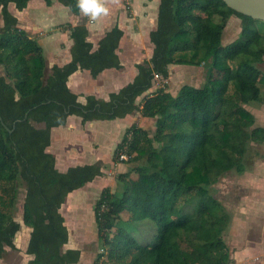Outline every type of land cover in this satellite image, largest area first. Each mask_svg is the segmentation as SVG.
Segmentation results:
<instances>
[{"label":"trees","instance_id":"1","mask_svg":"<svg viewBox=\"0 0 264 264\" xmlns=\"http://www.w3.org/2000/svg\"><path fill=\"white\" fill-rule=\"evenodd\" d=\"M29 1L0 0V253L16 247L21 180L23 222L31 228L27 264L80 260V249L65 248L70 231L61 207L71 192L103 176L107 165L98 161L60 171L47 150L51 130L65 125L70 115L85 123L139 112L155 118V131L133 122L113 152V160L127 164V170L118 174L121 188L105 187L93 205L100 243L93 264H230L224 232L231 214L210 186L230 171L243 173L249 142L264 140V126H255L256 116L245 107L264 102L258 68L264 34L254 27L258 19L223 0H160L157 25L149 33L151 57L138 62L133 80L108 99L87 95L83 102L68 86L70 75L87 69L95 78L105 69H121L124 30L115 25L95 47L86 21L66 25L71 60L48 72L42 45L9 10L14 3L21 11ZM58 1L79 14L76 0ZM233 15L240 18L241 31L223 52V33ZM172 64H204L203 85L184 84L176 95L159 88L145 96L155 74L169 78ZM231 85L234 97L228 94ZM122 153L127 160L119 159ZM123 213L129 214L127 222L155 227L152 239L141 241L119 224Z\"/></svg>","mask_w":264,"mask_h":264},{"label":"rangeland","instance_id":"2","mask_svg":"<svg viewBox=\"0 0 264 264\" xmlns=\"http://www.w3.org/2000/svg\"><path fill=\"white\" fill-rule=\"evenodd\" d=\"M153 2L152 15H154V12H157L156 15H158V1L153 0ZM66 8V10L70 11L68 7ZM110 8H113V13L115 15L121 14L124 17L122 27H124L126 33L124 32L121 39L119 50L123 62L126 63V74L130 77L135 68V62H140L151 57L153 45L145 30L156 27L157 23L155 24L154 21L143 23L139 15L134 14L132 11L133 7L131 5V0H120L119 7L110 5ZM0 22L2 23L1 15ZM254 27L264 34V21L257 20L254 23ZM240 31V18L234 15L231 16L223 33V52H227L229 43L237 39ZM169 68V78H158L152 89H150L151 91L146 92L145 96L155 92L159 88L165 87L172 94L176 95L182 85L190 84L200 87L206 79L207 68L204 64L200 66L172 64ZM258 68L262 73L261 76H264V61L258 65ZM0 72L4 73L2 66H0ZM90 80L93 83L91 78ZM108 80L109 78H106L103 84L108 86ZM98 83L97 85L99 87H103ZM88 85H90V83H88L87 86ZM91 86H93V84ZM261 87L264 92V83H261ZM228 94L231 97L235 96V88L233 85L230 86ZM137 100L140 103L143 102L142 97H139ZM245 107L256 116L255 126H264V102H253L246 104ZM73 117L76 119H72V123L80 122L79 116L73 115ZM133 117L134 120H136L135 122L144 126L153 134L155 131V118H143L139 115V112L134 113ZM90 122L89 126L94 129L96 134L101 136L100 142L104 145L103 153L112 154L113 148L111 145H113V142L111 139L121 134V128H119L118 133L117 126L121 125L123 121L118 120L112 122L94 120ZM79 127L77 128L76 126L73 128L78 134L75 140H77L78 146H86V143H89V141L86 140V136L84 137L82 133L84 125L80 123ZM59 142L58 145L62 143L64 148V145L68 142L72 143L71 140L61 141V139ZM62 145L60 148H62ZM74 146L76 145L74 144ZM98 147L99 145L96 142L89 144V147H87L88 149L81 151L82 154L80 158L85 161H95L96 157L93 155L92 149L98 150ZM57 153H61V151L57 150ZM113 156L114 155L108 157L103 155V157H101V161L104 159L105 161L102 162L107 165L104 169V175L96 178L94 181L75 192H71L61 209L70 231V239L67 244L81 247V249H83L82 251L85 252L84 257L93 256L96 258L97 253L100 251L93 205L105 187H109L112 191H117L121 188L118 174L127 170V164L121 165V162H115ZM126 157L128 158L127 155ZM243 162L245 165V171L243 173H239L236 170L230 171L219 177V179L210 186L211 194L216 199L220 200L226 210L231 214V222L224 232V238L231 251H233L235 242H238V239L241 237H257L264 235V140L249 142ZM131 176L135 178L137 174L133 173ZM19 184L20 188L15 219L21 223V229L14 239L16 247L12 248L6 246L5 251L0 253V264H27L31 257L30 254L26 253L28 236H30V227L26 226L23 222L25 187L21 180ZM128 217V213H123L118 221L119 224L126 226L141 241L152 239L156 231L155 227L140 224L142 222H127L126 220ZM232 254H234V252H232ZM102 262H106L105 258L102 259Z\"/></svg>","mask_w":264,"mask_h":264},{"label":"crops","instance_id":"3","mask_svg":"<svg viewBox=\"0 0 264 264\" xmlns=\"http://www.w3.org/2000/svg\"><path fill=\"white\" fill-rule=\"evenodd\" d=\"M157 1L158 4H160V0ZM153 4H154L153 0H131V5L133 7L132 11L134 12V14L139 15L143 23L148 21H154L155 24L157 23V17H156L158 16L156 15L157 12L156 13L154 12V15H152ZM66 7L67 6L63 5L58 0H52L51 5H48L45 0H30L28 2L27 7L21 11L15 7L14 3L9 4V10L18 18L19 26L24 28L29 33L30 36L36 38L38 42L42 45L44 49V53L47 58L48 72H50L51 68L54 65L62 66L71 60L70 49L73 41L70 37V31L68 29H65L66 25L69 24L77 25L79 23H82L83 21H86V25L90 31L89 39L94 43L95 47L97 46L99 39L115 25L118 24L123 30H125L124 27H122V23L124 19L123 15L121 14L115 15L113 13V8L111 9L109 16L102 17L97 21H91L81 16L80 13L74 14L69 7L68 8L70 11L66 10L67 9ZM155 28L156 27L145 30V32L149 36L150 31ZM133 40L136 41L135 39ZM118 53L120 55L119 49H118ZM120 58L123 64V67L121 69H117V68L105 69L95 78L91 75L89 70L79 69L78 71L70 75L68 79V86L73 92L79 95V100L83 102H85L87 95H95L96 97L99 98L108 99L111 92L119 91L123 86L131 82L138 71L136 67V64L138 62H135L134 63L135 68L132 72V75L130 77L127 76L126 63L123 62L121 55ZM1 74L4 73L0 72V75ZM90 78L93 80V83L90 80ZM106 78H109V80L107 81L108 86L106 84H103ZM88 83H90V85L87 86ZM97 83L101 84V86L103 87H99ZM92 84L93 86H91ZM133 116L134 114H129L123 118H116L119 121H123V122L121 123V125L117 126L118 133H119V128H121V134L116 135L111 139L113 142L112 143L113 145H111V147L113 148V152L116 146L118 145V143L121 141L126 128L136 121L134 120ZM72 119H76V118H74L73 115H70L65 125L53 127L51 130V144L48 146L47 150L53 153L54 155H56V167L60 171H65L70 166H74L78 164L101 161L102 159L101 157H103V155L108 157L113 155V153L112 154L103 153L104 145L100 142L101 136L99 134H96L94 129H92L91 126H89L91 123L90 121L83 123L81 117H80V122L78 123L79 124L82 123L84 125L82 133L84 137L86 136V140L89 141V143H86V146H78L77 145L78 142L77 140H75L78 134L77 132L74 131L73 128H75L76 126L78 128L79 124L77 122L72 123ZM116 119L106 120V121H112V122L118 121ZM60 139L61 141L71 140L72 143L68 142L66 145H64L65 148L61 143L62 148H60L61 145H58L60 143L59 142ZM93 142H96L99 145L98 150L92 149L93 155H95L96 157L95 161L82 160L80 158L82 154L81 151H85L86 149H88L87 147H89V144H92ZM73 143L76 146H74ZM57 150L61 151V153H57ZM102 161L105 160L103 159ZM120 164L124 165V163H120ZM262 236H257V237L250 236V237L239 238L238 242H235L234 244L233 251H231L230 249L231 258H232L230 264H264V235ZM29 237L30 236H28V238ZM65 248L66 249L75 248L81 250L80 260L73 264L94 263L95 257L93 256L84 257L85 252L82 251L83 249H81V247H75L66 244ZM232 252H234V254H232ZM30 256H31L30 258H32V255Z\"/></svg>","mask_w":264,"mask_h":264},{"label":"clouds","instance_id":"4","mask_svg":"<svg viewBox=\"0 0 264 264\" xmlns=\"http://www.w3.org/2000/svg\"><path fill=\"white\" fill-rule=\"evenodd\" d=\"M110 5L119 7L120 0H76L75 7L81 16L97 21L110 15Z\"/></svg>","mask_w":264,"mask_h":264},{"label":"water","instance_id":"5","mask_svg":"<svg viewBox=\"0 0 264 264\" xmlns=\"http://www.w3.org/2000/svg\"><path fill=\"white\" fill-rule=\"evenodd\" d=\"M229 7L254 19L264 21V0H223ZM1 118V117H0Z\"/></svg>","mask_w":264,"mask_h":264},{"label":"built area","instance_id":"6","mask_svg":"<svg viewBox=\"0 0 264 264\" xmlns=\"http://www.w3.org/2000/svg\"><path fill=\"white\" fill-rule=\"evenodd\" d=\"M161 76L159 74H155V79L157 80L158 78H160ZM120 159L123 160V159H127L126 155L124 153H122L120 155Z\"/></svg>","mask_w":264,"mask_h":264}]
</instances>
